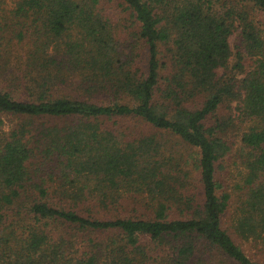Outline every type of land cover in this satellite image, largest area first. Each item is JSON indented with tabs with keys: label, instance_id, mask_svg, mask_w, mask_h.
<instances>
[{
	"label": "trees",
	"instance_id": "16d2710c",
	"mask_svg": "<svg viewBox=\"0 0 264 264\" xmlns=\"http://www.w3.org/2000/svg\"><path fill=\"white\" fill-rule=\"evenodd\" d=\"M116 2L0 0V264H264V0Z\"/></svg>",
	"mask_w": 264,
	"mask_h": 264
},
{
	"label": "rangeland",
	"instance_id": "374dc122",
	"mask_svg": "<svg viewBox=\"0 0 264 264\" xmlns=\"http://www.w3.org/2000/svg\"><path fill=\"white\" fill-rule=\"evenodd\" d=\"M117 0H102V6L105 7L107 14L110 16V18L112 19L114 24H119L124 22L123 20V14L120 11V8L116 5ZM123 36V35H121ZM229 112V110L225 107L222 109L221 114L222 115H227V113ZM6 122H7V126L9 124L15 123L17 120L16 118H12V117H7L4 116ZM129 123L132 124V129L136 132H138V134L140 133V135L143 132H148L146 131V128H143L142 123L141 122H137V121H130ZM168 139V138H167ZM171 139V138H169ZM174 147L183 150L185 148H182L180 145H177L176 140L172 139ZM227 140L230 142L231 147H232V151L231 153L221 162V166H220V172H219V179L222 181L224 187L227 190H232L233 187L237 184L241 182V177L242 174L244 172V166L242 165V160H241V155H240V151L242 148V144H241V130L239 128L237 129H231L228 133H227ZM171 142V141H170ZM187 153V152H186ZM168 154V153H167ZM186 155V154H185ZM195 156H197V154L195 153ZM195 163L193 164H189V168L194 169V180H192L193 184H196V176H197V171L195 170ZM192 184V185H193ZM124 216H132V215H136V216H142L141 214L146 213V209H144V207H138V209H134L133 207H128L127 210H124Z\"/></svg>",
	"mask_w": 264,
	"mask_h": 264
}]
</instances>
